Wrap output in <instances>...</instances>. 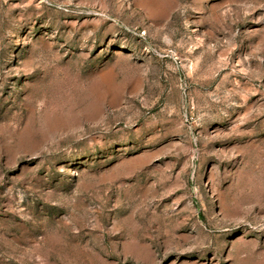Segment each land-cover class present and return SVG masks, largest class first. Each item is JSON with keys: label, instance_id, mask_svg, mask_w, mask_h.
<instances>
[{"label": "rangeland", "instance_id": "obj_1", "mask_svg": "<svg viewBox=\"0 0 264 264\" xmlns=\"http://www.w3.org/2000/svg\"><path fill=\"white\" fill-rule=\"evenodd\" d=\"M0 264H264V0H0Z\"/></svg>", "mask_w": 264, "mask_h": 264}]
</instances>
